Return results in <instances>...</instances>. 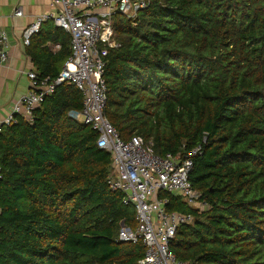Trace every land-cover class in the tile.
Listing matches in <instances>:
<instances>
[{
  "label": "trees",
  "instance_id": "trees-1",
  "mask_svg": "<svg viewBox=\"0 0 264 264\" xmlns=\"http://www.w3.org/2000/svg\"><path fill=\"white\" fill-rule=\"evenodd\" d=\"M119 47L105 58V116L124 141L193 159L189 182L207 210L162 193L193 216L170 244L181 262L264 264V0H149L114 16ZM62 30V29H61ZM59 31V30H58ZM37 34L35 72L58 78L71 56ZM83 98L63 83L31 120L0 133V264H139L145 246L121 242L136 213L108 186L112 156L72 117Z\"/></svg>",
  "mask_w": 264,
  "mask_h": 264
},
{
  "label": "built area",
  "instance_id": "built-area-1",
  "mask_svg": "<svg viewBox=\"0 0 264 264\" xmlns=\"http://www.w3.org/2000/svg\"><path fill=\"white\" fill-rule=\"evenodd\" d=\"M149 0H52L53 12L38 19L23 33V42L30 44L39 33L45 20L70 36L71 56L58 78H41L36 72L28 74L30 89L13 105L9 116L0 124L11 125L16 116L31 120L34 110L44 97L51 95L63 83L76 86L83 98L81 112L72 114L80 123L97 132V146L112 156L113 172L108 179L111 190L121 192L123 204L135 209L136 228L123 227L119 233L121 242L145 246V256L139 264H193L181 262L170 249L179 228L194 221L193 216L169 212L167 200L160 197L170 193L180 197L187 205L207 210L209 205L200 200V194L189 182L193 159L200 152L197 148L185 156L154 153L152 144H146L139 136L124 141L105 116L107 85L104 79L105 58L111 49L120 45L114 27V16L121 14L135 19ZM23 12L17 9L15 17ZM9 37L0 26V69L8 62Z\"/></svg>",
  "mask_w": 264,
  "mask_h": 264
},
{
  "label": "crops",
  "instance_id": "crops-1",
  "mask_svg": "<svg viewBox=\"0 0 264 264\" xmlns=\"http://www.w3.org/2000/svg\"><path fill=\"white\" fill-rule=\"evenodd\" d=\"M17 9L22 10L21 17L14 16ZM52 12V0H0V26L9 37V59L0 69V124L12 112L15 102L29 91L31 84L28 74L35 72L33 62L26 53L30 44H24L23 33L38 19ZM37 34L51 38L48 45L54 52L61 50V44L69 39L66 32L48 19L42 22Z\"/></svg>",
  "mask_w": 264,
  "mask_h": 264
}]
</instances>
